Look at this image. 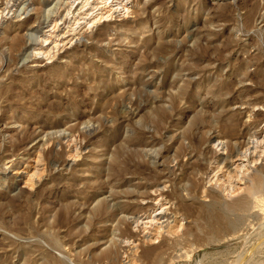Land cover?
<instances>
[{
    "label": "rangeland",
    "instance_id": "374dc122",
    "mask_svg": "<svg viewBox=\"0 0 264 264\" xmlns=\"http://www.w3.org/2000/svg\"><path fill=\"white\" fill-rule=\"evenodd\" d=\"M8 1L0 264H264V143L253 197L239 188L249 177L213 181L264 136V0H134L51 59L35 52L53 20L70 31L66 0L1 18ZM157 200L164 223H139ZM156 223L175 229L142 243Z\"/></svg>",
    "mask_w": 264,
    "mask_h": 264
},
{
    "label": "bare ground",
    "instance_id": "6f19581e",
    "mask_svg": "<svg viewBox=\"0 0 264 264\" xmlns=\"http://www.w3.org/2000/svg\"><path fill=\"white\" fill-rule=\"evenodd\" d=\"M59 2H60V0H59ZM133 2H134V0H66V2L64 3V5H67V7L65 9L66 14L63 16H65L64 20H69L68 24L70 26H68V27H70V31L68 30L67 33H63V35L61 34V29H60L59 25L65 24V22L63 20L62 21L64 23H60L59 25L57 22H55V20H53V22H52L53 25L50 23L51 21H49V19L46 20L45 24H48V27L51 24L52 29L45 31L44 34L41 35L42 36L41 41H40L41 45H40V48L35 52V55L36 56L41 55V57H42V55L44 54L46 56V58L48 57L49 59H51L52 56L57 54L61 49H64L69 44L71 45L72 42L74 41V38H76L78 35H80L81 31L83 29H85L86 27L90 28V27L95 26V25L100 24V23L104 24L105 22H110V21H112L113 17H126V16H128L130 14V8H132V6H133L132 5ZM62 4H60V6ZM32 7H33V4H32V1H30V0H14V1L9 0L8 2L5 3V7L3 8L2 12H1V18H4V17L8 18L11 16H15L18 18V17L23 16L24 14L26 16H28L31 13V11L33 10ZM56 7H57V5L52 6V9H50V11L55 9ZM68 18H70V19H68ZM71 19L73 21H71ZM0 21H1V19H0ZM68 24L66 23V25H68ZM79 29L81 31H79ZM64 32H66V31H64ZM27 36H28L30 41H33L36 38V36H34V34H30V33H28ZM45 56H43V57H45ZM254 142H256L257 145H256V147H254L256 149H254L253 152H250V148H246V149H244L245 150L244 152L239 153L235 158L230 156V159L226 163V165H228L229 168H231L233 174H231L230 169L228 171H225L226 169L224 170V167H221V166H218L215 169H213V171H215L217 169V173L215 172L213 175L214 180L213 179L212 180L215 181V183H217L218 188L226 191V189L228 187L227 186L228 183L226 184L225 182L229 181V183H230L231 179L234 177H236V180H237V178H238V180H241L242 178L246 179L245 177H247V180L250 178L248 185L244 189H241V188H243L245 185L243 187H239V188H240L241 192L244 191L248 195L247 197H249V196L253 197L254 196L255 192L259 189V186L262 183L263 179L255 173L253 176L251 175V177L248 175H249V171L251 169V164H255L254 156H256L257 148L261 144L264 143V136L262 137L261 140L257 139ZM223 144H224V142L222 140H218L215 145H217V147L219 148V147L223 146ZM252 155H254V156L252 157ZM40 162H41L40 159H37L34 164L28 166L25 169V172L28 173L31 170H34L33 172L38 171L39 166H40ZM15 170H17L16 174H21L23 171V170L21 171L20 168H16ZM221 171H223V173H225V172L227 173V176H228L227 180L223 179L225 177H223V178L220 177L219 172H221ZM33 174L34 173H32V174L28 173L27 175L33 176ZM210 177H212V176H210ZM209 181H211V180H209ZM213 181L211 183H213ZM159 191L157 193H155L156 195L152 194V197L149 196L151 201L156 200V197L159 196V195H157L159 193ZM230 191H231V189H230ZM241 192L239 191V193H241ZM231 193H232V191H231ZM233 194H234V192H233ZM162 196L160 195V197H162ZM159 201L160 200H157L155 207H158L160 205ZM161 207H162V205L159 206V208H161ZM159 208H156V210ZM163 210L164 209L160 210V212L159 211L155 212L154 213L155 215L151 214L150 216L143 218V220L142 221L140 220L139 223H141L142 225H148V227H149V225H153L152 223L155 222V220L161 221L160 219L163 218V216H162ZM168 210L169 209H167V211ZM167 219L168 218H166V220ZM157 223H164V222L161 221V222H157ZM157 223H156V225H154V227H153L154 229L152 228V231L150 230L151 232L149 231L148 234L145 233V235L143 236V239H141L142 243H148L150 245L156 244L157 239L160 238V235H162V232H164V231H162L163 229H167L166 234L169 233V235L173 232V229H175L174 226H169V225H168L169 226L168 228H167V226H165L166 228H164L162 225L157 226ZM166 223H169V222H166ZM142 225L139 224V226H142ZM148 227H147V229H148ZM174 233H175V231H174Z\"/></svg>",
    "mask_w": 264,
    "mask_h": 264
}]
</instances>
